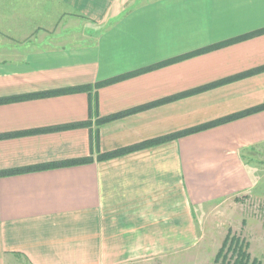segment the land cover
Listing matches in <instances>:
<instances>
[{"label":"crops","instance_id":"0c3cea01","mask_svg":"<svg viewBox=\"0 0 264 264\" xmlns=\"http://www.w3.org/2000/svg\"><path fill=\"white\" fill-rule=\"evenodd\" d=\"M263 28L264 0H0V135L27 131L0 138V170L94 158L0 176V264H135L192 248L199 212L253 185L243 154L264 146V109L97 156L264 103V33L248 35ZM136 71L94 89L92 111L87 91L60 92Z\"/></svg>","mask_w":264,"mask_h":264},{"label":"rangeland","instance_id":"374dc122","mask_svg":"<svg viewBox=\"0 0 264 264\" xmlns=\"http://www.w3.org/2000/svg\"><path fill=\"white\" fill-rule=\"evenodd\" d=\"M243 158L251 167L253 185L246 192L227 197L213 209L199 212L200 239L192 248L177 251L160 260L135 264H220L222 258L216 260V256L220 249L227 251L233 235L247 242L244 249L250 255L249 264L254 259L263 263L264 146L245 150ZM228 255V259H232L233 253ZM18 264L28 263L20 259Z\"/></svg>","mask_w":264,"mask_h":264},{"label":"trees","instance_id":"16d2710c","mask_svg":"<svg viewBox=\"0 0 264 264\" xmlns=\"http://www.w3.org/2000/svg\"><path fill=\"white\" fill-rule=\"evenodd\" d=\"M261 33H264V28L260 29V30H257L255 32H252L251 34H248V35H255V34H261ZM243 37H245V36H243ZM243 37H240L239 39H242ZM239 39H234V40H231V41H235V40H239ZM211 48L212 47H209V49H211ZM197 52H199V51H197ZM197 52H194L192 54H195ZM190 54H188V55H190ZM188 55H183V56H180V57H177V58H174V59H170V60L164 61L162 63H159L157 65H154L152 67H157V66H160V65H163V64H168V63H170L172 61L182 59L183 57L188 56ZM261 69H264V66L261 67V68H258L257 70H261ZM138 72H140V71L127 73V74L119 75V76H116V77H113V78H109V79H105V80H102V81H98V82H96L93 85H82V86H77V87H72V88H66V89L61 90L60 92L87 91L89 93L90 107H91V111H92L93 103L98 105V95H97V92L94 91V89H97V88H99L101 86H104V85L113 83L115 81L121 80V79H123V78H125L127 76L136 74ZM232 78H234V77H232ZM232 78H229V79H232ZM229 79H226V80H229ZM224 81L225 80L214 82V83L205 85V86H203L201 88L190 90L188 92L181 93V94H178V95H174V96H171V97H166V98H163V99H161L159 101L152 102V103H149V104H146V105H142V106L130 109V110H126V111H122V112H118V113H113V114L105 115V116H98V118L96 119V124L97 125H101V124H103L105 122H109L111 120L123 117V116H125V115H127V114H129L131 112L138 111V110H141L143 108H147V107H150V106H153V105H157V104H160V103L168 102V101L177 99V98H179L181 96H184V95H187V94H190V93H193V92H196V91H199V90L211 87V86H215V85L220 84L221 82H224ZM53 93H54V91H48V92L41 93V95H51ZM3 101L4 100H0V102H3ZM263 109H264V103H262L260 105H257L255 107H252L250 109H246L244 111H241L239 113H235V114H232V115H229V116H226V117H222V118H219V119H216V120H212V121H209V122H206V123H202L200 125H197V126H194V127L182 130V131H178V132L170 134V135L161 136V137H158V138H155V139L146 140V141H143L141 143H138L136 145H132V146H129V147H120V148H117V149L112 150V151H106V152L99 153L98 156H97V159L98 160H105V159L113 158V157H116V156H120V155L126 154V153L134 151V150L142 149V148H145V147H148V146H152V145H156V144H159V143L171 140V139L179 138L181 136H185V135H189V134L196 133V132H199V131H203V130L209 129L211 127H214V126H217V125H220V124L235 120V119L243 117V116H246L248 114H252V113L258 112V111L263 110ZM91 124H92V121L89 119V120H86V121L72 123V124H67V125H62V126H54V127H48V128L31 130L29 132H33V131L34 132H43V131L56 130V129H61V128L78 127V126H90ZM26 132L27 131L6 133V134L0 135V138L1 137L16 136V135H20V134H23V133H26ZM93 160H94L93 157H80V158L66 159V160H61V161H51V162L41 163V164H37V165H27V166L12 168V169H2V170H0V176L21 174V173H26V172L46 170V169H52V168H57V167H66V166L79 165V164H84V163L91 162ZM246 246H247V242H244V240H241L239 237H236V236L233 235L231 237V239H230L227 251L224 252V248L220 249L218 254H217V256H216V260H219L220 258H222V262H220V264H224V263L225 264L226 263L227 264H249L250 255L244 249V247H246ZM230 252L233 253L232 259H228L229 258L228 254ZM233 256H235V257H233ZM233 259H234V261H233ZM251 264H264V262L262 263L261 260L254 259Z\"/></svg>","mask_w":264,"mask_h":264}]
</instances>
